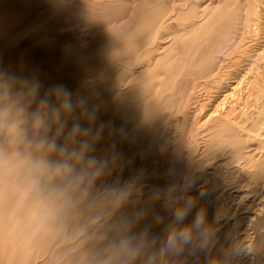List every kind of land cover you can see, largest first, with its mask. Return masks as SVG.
I'll return each mask as SVG.
<instances>
[{"label":"bare ground","instance_id":"1","mask_svg":"<svg viewBox=\"0 0 264 264\" xmlns=\"http://www.w3.org/2000/svg\"><path fill=\"white\" fill-rule=\"evenodd\" d=\"M130 1L140 9L123 23L127 0H0V119L4 128L22 133L13 136L18 161H0V207L25 204L38 185L43 194L49 189L65 194L75 181L73 196L101 210L69 239L73 243L81 232L95 228L94 247L79 256L78 264H132L134 257L116 247L128 238L138 249V264H175L185 246L162 251L163 242L173 227L178 231L193 225L201 209L205 225L211 226L198 253L207 258L222 253L218 264H240L243 251L264 264V214H233L228 223L218 206L243 183L264 198V116L254 122L253 110L247 116L230 115L220 106L197 126L186 117L184 131L186 119L176 118L172 161L149 171L150 157L165 150L159 133L172 115H186L193 102L194 110L201 106L193 98L218 76L221 62H227L224 81L234 78L238 84L259 77L260 65L248 63V42L264 21L254 18L249 24L244 16L236 21V0H198L176 14L169 3ZM262 11L264 19V6ZM173 16L185 20L174 27L166 23ZM114 21L120 23L115 26ZM163 26L170 30L167 39L157 41ZM98 29L103 34L94 36ZM241 45L239 54L226 60ZM217 84L210 87L220 89ZM59 85L70 92V111L62 107L65 98L56 94ZM30 107L32 115L23 113ZM23 120L28 124L22 125ZM77 126L81 131L74 132ZM224 155L220 163L210 161ZM59 163L69 167H57ZM196 167L201 168L198 175L191 171ZM5 169H11L8 176ZM219 170L228 177L222 180ZM134 172H143L158 190L127 185ZM9 182H16L10 190ZM172 200L193 201L182 220L167 213ZM65 247L57 245L54 251Z\"/></svg>","mask_w":264,"mask_h":264},{"label":"rangeland","instance_id":"2","mask_svg":"<svg viewBox=\"0 0 264 264\" xmlns=\"http://www.w3.org/2000/svg\"><path fill=\"white\" fill-rule=\"evenodd\" d=\"M127 1V11H125L127 17L122 21L123 23L128 22L130 15L135 17V13L136 15L138 14L136 10L140 9V7L137 6L135 2L130 0ZM149 1H151L150 4H154L155 6L159 5L161 2L166 4L169 3L168 5L176 8V11L174 10V12H172L176 14L177 10L185 11L189 5L191 6V4L198 0H144L142 5H145ZM236 1L240 6L238 10L240 19L236 21H242V16L246 18L245 21H248L249 24L254 22V18L264 21V19H262L260 16L263 15L262 8L264 3H261L257 0ZM120 7H122V5H120ZM193 18L194 20L196 19L194 16ZM184 20L185 19L182 18H174L173 16V18L171 17V19L166 20V23H171L174 27H176L177 23H182ZM119 23L120 21L113 22L115 26ZM238 26L241 27L242 31H244L243 25L241 26V24H239ZM164 27L166 26H163L159 32L157 41H162L164 37L165 38L163 41L167 39L166 32L170 30L167 27ZM232 27L233 25H231V29ZM101 34H103L102 30L98 29L93 35L98 36ZM102 38L103 35L101 36V39ZM253 38V40L248 42V63L255 60L256 63L260 65L259 69L261 74L259 77L256 80L248 81L247 79L241 83L239 82L238 84L235 83L237 80L234 78H229L224 81V77H222L221 74L223 67L224 65H227V62H221L222 65L218 72V76H214L213 80L210 81L206 87H199L196 94L197 97L193 98V101L197 100V102H201V106H198V108L194 110L197 105L195 102H193L190 104V112L186 115L179 112L172 115L167 122L166 129L159 133L158 137L165 145V150L159 155L154 153L150 157L149 165L152 167L149 170L150 173H154V171H151L154 167H158L162 163L168 167L169 165L167 163L172 161L173 156L171 155L175 148L174 137L178 134V132H175L176 118H178L180 121L183 118L186 119L187 122L182 124V130L184 131L188 125V119L186 117L193 119L194 125L197 126V124L200 121H203L208 114H213V111L216 112L220 106H223L226 111L230 112V115L247 116L248 113L253 110L255 118L254 122H257V120L264 116V24L260 32ZM243 47L244 46L241 45L238 46V48L234 51H231L229 57H227L226 60L233 59L235 54H239L240 49ZM217 55H220L222 58L225 57L224 53L221 52H218ZM213 81L218 83L217 85L220 84L221 88L224 87V91H222L221 88L215 89L210 87V85H213ZM44 89L47 90L46 88ZM217 90L222 91L220 92V95L215 93ZM224 95L227 98L224 99ZM200 99H202V101ZM222 102L223 104L221 105ZM22 111H24L23 113L25 114H33L32 107ZM3 123L4 119H0V152L3 155L0 158V161L3 160L4 162L8 159L13 161L14 159L13 162H16L18 161V158L14 155V145L12 143L14 142V138H16L17 135L21 136L22 133L20 129L16 131L14 128H4L2 125ZM20 123H22V125L28 124V122L25 120L21 121ZM5 140H8L9 142L4 143ZM214 147L215 146H211V149ZM4 152L7 153L4 154ZM66 157L69 158L68 155ZM223 158H225V155L216 156L210 161H212V163H220ZM207 162H205V165ZM224 163L225 161L222 162V164L225 166ZM104 170L105 174L110 173L109 168L105 167ZM200 170V167L191 169L194 175H198ZM10 171L11 169H9V172L6 170L5 175L8 176ZM221 171L222 170L217 171L216 175L224 180L228 177L229 173L223 174ZM146 177L147 176H144L143 172H134L127 177L126 183L132 187L134 186L133 189H141L143 191L148 189L149 192H151V189L158 190L157 186L145 181ZM15 183L16 182L6 183L8 184L9 190L14 188ZM52 183L53 179L51 180L49 188L52 187ZM75 183L76 182L73 181L72 185L66 187L65 194H63L61 189L59 191L51 190V192L49 189L46 194H43L41 192L42 190L40 185H38L35 195L29 197V200L25 204L12 208L4 205L0 207V264H78L81 260L79 256H85L87 252H89L94 247L92 238L95 236L91 237V235L94 233L95 228L87 233L81 232V235L78 236L73 243H70L71 240H69L74 237L78 231H81L85 227L87 220L93 216H96L101 211L95 204H92L86 200L76 199V196H73V192L76 191L77 188V184ZM207 184L209 183L206 182L203 185V188ZM1 187L3 188L2 185ZM2 188H0V190H2ZM159 192H161V190ZM68 194L73 197L69 196ZM186 205L187 200L181 202H175V200H172V202L166 207L167 213L169 216H173L179 209L178 207L183 208ZM218 206L221 207L223 214L226 216V220H228V223L232 222L231 220L233 214H237L239 217L245 218L252 217L253 213H255V216L264 214V198L258 197V195H256V193L251 190L249 191V188L244 183L241 187L230 190L228 194H225ZM198 207H200V204ZM103 222L104 219L98 220L96 221V224ZM210 226L211 225L209 223L205 225L207 231ZM225 226L226 225L223 227ZM240 232L241 230L238 232V234ZM204 233L205 231L203 228L197 230L193 227V239L191 243L184 247V251L181 252V258L179 261L175 262V264H218L219 256H221L222 260H224V254L222 253L217 256L212 255V257L207 258L204 254H201V252H197V248L198 250L199 247L202 249V236ZM57 245L59 247L66 246V249L62 250V252H55L54 248ZM73 246L76 247L72 248ZM172 255L174 254L172 253ZM239 258L241 260L239 261L240 264H256V258L246 252L240 251ZM131 260L132 264H138L139 257H134ZM169 263L172 264L174 262L171 261Z\"/></svg>","mask_w":264,"mask_h":264},{"label":"clouds","instance_id":"3","mask_svg":"<svg viewBox=\"0 0 264 264\" xmlns=\"http://www.w3.org/2000/svg\"><path fill=\"white\" fill-rule=\"evenodd\" d=\"M56 94L57 96H63L65 98L62 107L70 111L71 105L67 99L70 96V92L65 88V86L59 85L56 87ZM73 131L78 132L81 131V129H79V127L77 126V128L73 129ZM83 131L87 133L89 130L84 129ZM49 147L55 150L57 146L55 143H52L49 145ZM61 151H63V149H61ZM90 162L94 163L95 161H90ZM57 167H69V165L67 164L57 165ZM192 205H193V201L189 200L188 204L185 207L178 209L175 213L176 220L178 221L182 220L191 210ZM193 227L197 230L203 228L205 231V235H207V229L205 228V212L203 209H201L197 213L194 225H185L183 228H181L178 231L176 230L175 227H173L172 230L168 233L166 240L163 242V248L161 250L175 252L182 249L184 246L188 245L189 243H191L193 239ZM116 247L119 250L126 252L131 257H136L139 254L138 249L132 244L130 238L123 240L121 244Z\"/></svg>","mask_w":264,"mask_h":264}]
</instances>
